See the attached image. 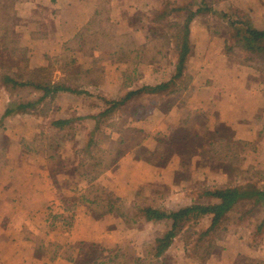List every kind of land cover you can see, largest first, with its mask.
Segmentation results:
<instances>
[{
  "label": "crops",
  "instance_id": "crops-1",
  "mask_svg": "<svg viewBox=\"0 0 264 264\" xmlns=\"http://www.w3.org/2000/svg\"><path fill=\"white\" fill-rule=\"evenodd\" d=\"M228 2L247 8L252 26L264 29L262 0ZM154 5L155 0L15 1V15L21 19L16 64L48 66L55 80L66 78L78 91L57 93L44 114L27 109L3 119L9 104L33 96L23 87L18 95L0 91V264H88L94 245L104 249L97 253L100 263L118 255L115 264H122L128 250L130 264H264V207L252 199H240L225 214L226 229L208 254L192 231L208 227L210 214L185 225L157 259L154 249L170 229L168 220L127 223L113 213L92 216V186L122 207L145 202L169 211L206 202L204 188L264 185V66L241 59L234 66L229 63L219 44L226 29L211 27L214 3L190 21L191 52L182 76L160 92L128 96L170 79L176 58L168 65L161 61L171 52L155 61L120 60L114 50L102 52L99 42L92 50L83 46L88 32H94L88 22L96 21L105 8L108 36L127 33L135 46L147 44L146 29L132 20ZM122 100L108 109L107 101ZM124 105L131 109L123 115ZM66 118L71 122L63 129L52 125ZM81 124L84 133L77 131ZM206 130L235 145L237 164L223 157V147L215 145L210 155L213 145ZM63 132L54 151L51 139ZM85 133L91 139L89 148ZM135 133L139 138L130 141ZM154 153L160 154V161L154 160ZM69 157L66 169H74L73 175L60 182L59 164ZM248 171L262 176L248 180ZM258 209L262 216L257 222L252 214Z\"/></svg>",
  "mask_w": 264,
  "mask_h": 264
},
{
  "label": "trees",
  "instance_id": "trees-1",
  "mask_svg": "<svg viewBox=\"0 0 264 264\" xmlns=\"http://www.w3.org/2000/svg\"><path fill=\"white\" fill-rule=\"evenodd\" d=\"M106 9L107 8L102 10L106 11ZM102 10L100 14L102 13ZM206 10H208L206 0H188L186 6H174L170 7V9L163 7L161 10L156 11V19L166 17L170 12H182V14L180 15L181 20H175L170 23L171 27L176 28L172 33H158L155 28H146V38H148V43L151 40L156 39L154 36H157V39L161 40V48H147L148 43L135 46L131 39L116 47L113 52H118L116 57L120 60L137 59L142 61H155L171 46L173 47V53L176 55L174 72L168 81L156 85L142 86L135 91L129 92L128 96L142 91L153 93L163 91L170 87L172 82H175L182 76L186 58L191 52L189 23L197 13ZM99 11L100 9L98 8V10H96V16ZM220 13V16L227 21L229 27L234 31V43L239 49L252 55L264 54V29L260 30L254 28L247 13L238 12L237 9L222 10ZM100 14H98V17H100ZM97 19L96 21L90 20L88 23L92 27H95L98 22ZM105 20H108L107 13L105 15ZM150 33L153 35L152 37ZM4 36H8V31L4 33ZM122 37H126V35H122ZM172 41L175 42L174 45ZM11 43H13V41L7 42L3 40L0 42V91L5 90L9 92L16 87H26L31 92L34 91L37 93V95L22 104H9L2 114V119L14 111H25L27 109H33L44 114L47 112L50 103L53 101L57 93L78 91L68 85L65 80L66 78L55 80L52 75L53 71L48 66L25 68L16 65V63L12 61V56L19 51V47L18 45L10 47ZM122 102L123 100L107 101V103H110L108 109L117 107ZM2 119H0V127L2 126ZM70 122V118L58 119L52 122V125L57 126L59 129H63ZM62 134L56 133L53 135L54 138L51 139L50 144L54 151L58 150L59 144L57 138H60ZM216 135L217 137H215ZM55 136L57 137L55 138ZM205 137L209 139V146L213 145L209 148L210 155H213L214 146L217 145L218 147H223L222 150L225 154L222 155L225 159H229L232 164H237L238 155L234 152L235 145L225 144L224 140L218 136L217 132L212 133L206 130ZM86 145L88 148L91 146L90 138L87 140ZM3 154V151L0 149V161H2ZM239 160H243V158ZM68 161L71 162V157L62 160L59 164V173H62L60 182H68V180H70L69 178L73 175L74 169H66L69 166V164H67ZM89 192L95 197V199L89 201L90 211H92V216L94 217L106 213H113L127 223H134L139 220L152 222L168 220L170 229L161 238L157 239L153 254V257L156 259L168 248L178 231L189 223L195 224L197 219L202 215L210 214L211 222L206 228L192 231V235H194V239L200 244V247L204 252L208 254L211 251L213 243L221 238L223 231L226 229L224 223L225 214L237 201L248 198L264 207V187L252 182H248L244 185L229 183L222 187H214L211 189L204 188L201 191V195L208 198L206 202H197L190 206L180 207L169 211L161 210L146 203L142 205L137 204L130 207H122L118 205L109 194L94 186L90 188ZM99 204L101 208L97 209L98 211H94V207H98ZM99 251L103 252L104 249L94 245V251L89 257L88 264L118 263V255L111 256L101 263L98 262L100 255L95 253Z\"/></svg>",
  "mask_w": 264,
  "mask_h": 264
},
{
  "label": "rangeland",
  "instance_id": "rangeland-1",
  "mask_svg": "<svg viewBox=\"0 0 264 264\" xmlns=\"http://www.w3.org/2000/svg\"><path fill=\"white\" fill-rule=\"evenodd\" d=\"M16 0H0V42L1 41H13V43L10 44V47H14L18 45V36L19 33L17 32V24H19V20H21L20 18H18L15 15V11H14V3ZM156 1V5H154V7H152L151 9H147L144 10V12L142 13L141 16H138L136 19H133V24L134 26H141L144 29H146L147 27H152L155 28L158 33H172L174 32V30L176 29L175 27H171L172 22H174L175 20H181V14L182 12H170L166 17H163L162 19H156L157 16V10H161L163 7H165L166 9H170V7H174V6H186L188 0H155ZM262 2L264 3V0H262ZM215 4V13L213 14V18L211 19V27L214 30H218V29H226V37L225 39L222 41H220V46L222 47V52H227L228 54V61L229 63L234 66L235 64H237L238 60H248V61H252V62H256V63H260L261 65L264 66V54L263 55H259V54H248L244 51H242L241 49H239L235 43H234V31L229 27V25L227 24V21L224 20L220 15H221V11L222 10H233V9H237L238 12H244L247 13L248 15L250 14L249 10L247 8L243 9L240 8L236 5H233L231 3L228 2V0H206V4ZM105 15H106V11L102 10V13L100 14V17H98V22L96 23V26L93 27V31L94 32H88V34L90 35L89 38L83 43V46H87L88 49L92 50L95 47V43H100L99 46H101V50L102 52H112L113 50L116 49V47L120 44H123L124 42H127L130 38V36L127 33H123L119 36H115L114 38H111L110 36H108L107 34L110 33V24L108 22V20H105ZM48 27H50L52 30L54 29V25H52V23L47 24ZM8 31V36H4V33ZM146 31V30H145ZM225 31V30H224ZM96 32H98V34H96ZM151 34V33H150ZM122 35H126V37H122ZM153 35L151 34V37ZM156 37V39H153L149 42V45L147 46V48L150 49H155V48H161V40L157 39V36H154V38ZM173 42V41H172ZM175 44V42H173V45ZM98 45V44H97ZM172 46L168 49H166L164 52H171V57L166 56L165 59H163L161 61V64L164 65H168V62L172 59H174L173 57H175V53H173L174 51H172ZM61 60H63V58H61ZM12 61L14 63V55L12 56ZM228 63V64H229ZM17 65V64H16ZM19 66V65H18ZM61 66H63V63H61ZM22 67V66H21ZM26 68V67H25ZM53 75V74H52ZM94 79L92 76L89 77V80ZM241 82L243 83V85L245 84L247 86V81L244 77H241ZM25 88V92H27V94L29 93V95L32 97H36L35 94H32V92ZM23 90L21 87H16L14 88L12 91H9L8 93L10 94H16L18 95L19 93H21ZM37 94V93H36ZM27 96V95H26ZM25 96V97H26ZM131 109L130 105H124L122 107V114H127L129 112V110ZM83 127V129H82ZM83 130V131H81ZM79 132H83L84 133V126L81 124L80 128H78ZM70 134V132H68ZM186 132H183V135H185ZM64 134V132H63ZM62 134V135H63ZM65 134H67V131L65 132ZM79 135V133H77ZM86 134V133H85ZM139 134H134L130 136V141H136L139 138ZM57 136H55L56 138ZM90 137L88 135V133L83 136L84 140H88ZM58 139V138H57ZM78 140H81L79 137L77 138ZM76 139V140H77ZM99 139V137H98ZM56 140V139H55ZM102 140H99L98 144L101 143ZM97 144V143H96ZM237 148H239V146H237ZM159 155L158 153H154V160L155 161H160L159 160ZM246 178L248 180H252L253 178L259 179L261 178V174H259L258 172L254 173V172H250L248 171L247 174H245ZM259 181V180H258ZM260 186H264V185H260ZM96 194V193H95ZM98 195V194H96ZM145 202H141V204H144ZM101 207H94V211H98L97 209H100ZM259 211L257 212H253L252 217L255 218V221H259L261 219L262 216V212H260V209H258ZM246 217V216H243ZM246 219V218H244ZM247 220V219H246ZM228 223L229 224H233L234 223V215H229L228 217ZM259 230H257V233L253 235V238H255V240H258V235H259ZM255 241V242H256ZM144 252H146V250H143ZM126 254L123 255L122 254V264H130V260L128 259V250H125ZM98 252H96L95 254H97Z\"/></svg>",
  "mask_w": 264,
  "mask_h": 264
}]
</instances>
